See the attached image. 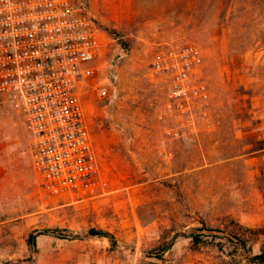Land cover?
<instances>
[{
  "label": "rangeland",
  "instance_id": "obj_1",
  "mask_svg": "<svg viewBox=\"0 0 264 264\" xmlns=\"http://www.w3.org/2000/svg\"><path fill=\"white\" fill-rule=\"evenodd\" d=\"M72 1L101 32L97 77L79 83L99 171L79 191L43 188L23 116L0 94V264H255L264 248V0ZM188 42L203 60L179 109L153 63ZM204 223L244 233L251 252L182 235ZM47 228L66 236L41 234L31 247Z\"/></svg>",
  "mask_w": 264,
  "mask_h": 264
},
{
  "label": "built area",
  "instance_id": "obj_2",
  "mask_svg": "<svg viewBox=\"0 0 264 264\" xmlns=\"http://www.w3.org/2000/svg\"><path fill=\"white\" fill-rule=\"evenodd\" d=\"M100 47L96 21L72 0H0V94L22 114L34 171L55 195L79 191L99 171L79 83L97 77ZM202 60L193 42L155 58L153 69L169 77L179 109ZM96 91L110 95L104 84Z\"/></svg>",
  "mask_w": 264,
  "mask_h": 264
},
{
  "label": "trees",
  "instance_id": "obj_3",
  "mask_svg": "<svg viewBox=\"0 0 264 264\" xmlns=\"http://www.w3.org/2000/svg\"><path fill=\"white\" fill-rule=\"evenodd\" d=\"M241 229L256 232V229L251 227H244V225H238ZM63 229L58 228H47L44 230H36L33 232L29 239V244L31 247L36 248L37 244V237L41 234H52V235H59V236H66L65 233L62 232ZM91 235H105L104 231L98 229H90ZM182 235L189 237L191 239L192 244L194 245H203L210 240L215 241L217 238H227L233 242H235L239 249L243 250L244 252H251V246L249 245V238L244 233L238 231L237 229H222L218 227H212L206 225L204 223L202 226L193 227L186 229ZM174 244V240L168 244V246L162 249V252L167 251L170 249ZM250 262H254L255 264H264V248L261 249L260 253L250 256Z\"/></svg>",
  "mask_w": 264,
  "mask_h": 264
}]
</instances>
